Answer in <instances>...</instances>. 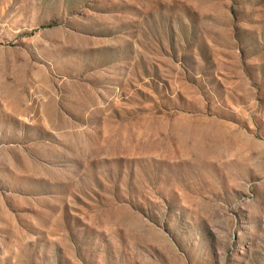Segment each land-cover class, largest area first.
I'll list each match as a JSON object with an SVG mask.
<instances>
[{"label": "rangeland", "instance_id": "374dc122", "mask_svg": "<svg viewBox=\"0 0 264 264\" xmlns=\"http://www.w3.org/2000/svg\"><path fill=\"white\" fill-rule=\"evenodd\" d=\"M0 264H264V0H0Z\"/></svg>", "mask_w": 264, "mask_h": 264}]
</instances>
